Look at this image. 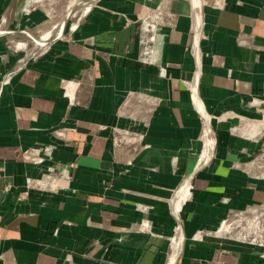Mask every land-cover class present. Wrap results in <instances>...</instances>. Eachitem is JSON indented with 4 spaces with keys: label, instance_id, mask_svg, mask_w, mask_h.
I'll list each match as a JSON object with an SVG mask.
<instances>
[{
    "label": "crops",
    "instance_id": "0c3cea01",
    "mask_svg": "<svg viewBox=\"0 0 264 264\" xmlns=\"http://www.w3.org/2000/svg\"><path fill=\"white\" fill-rule=\"evenodd\" d=\"M28 3L0 0V264H264L217 234L264 209V0H96L21 56Z\"/></svg>",
    "mask_w": 264,
    "mask_h": 264
},
{
    "label": "rangeland",
    "instance_id": "374dc122",
    "mask_svg": "<svg viewBox=\"0 0 264 264\" xmlns=\"http://www.w3.org/2000/svg\"><path fill=\"white\" fill-rule=\"evenodd\" d=\"M79 1H83L82 5H77ZM29 2L25 8H29L30 10L32 9H42L46 7L49 12L47 13V19L44 21L43 25L40 26L39 28H34L32 32H29L36 40H40L41 36L50 32V35L53 37L54 33L49 31L51 27L54 25V23H57L58 25L61 23L62 20H64L65 16L67 13L73 9L71 12V15L69 16L67 20V26L66 28H69L70 24L76 23L77 17L79 16H73V14L80 10L83 9L89 5L92 4L93 1L91 0H27ZM30 10L23 11V14L28 13ZM21 14V13H20ZM18 24V22H14V24H11V27L13 25ZM20 30H25L24 27H19ZM57 29V28H56ZM52 37L50 39H52ZM49 39V40H50ZM4 43V44H3ZM2 47H5V49H10L13 51H16L21 54V56L25 55H34L36 54L40 48H36L35 42L32 40L28 39L24 35L20 34L18 37L15 38H10L6 40V42H3ZM259 210V209H258ZM260 215L258 217L259 222L264 224V209L259 210ZM240 221V222H238ZM229 222H234V224L230 227L229 230H224V228L221 229L219 233H217L220 236L224 237H229L232 240L236 241H242L245 243H260L261 241L264 242V231L258 233L257 231L254 230H246L247 224L237 217H232ZM227 222V223H229ZM262 229V226L260 227V230Z\"/></svg>",
    "mask_w": 264,
    "mask_h": 264
},
{
    "label": "water",
    "instance_id": "95a60500",
    "mask_svg": "<svg viewBox=\"0 0 264 264\" xmlns=\"http://www.w3.org/2000/svg\"><path fill=\"white\" fill-rule=\"evenodd\" d=\"M91 1L94 2L96 0H91ZM82 4H83V1H79L77 3L78 6L79 5H82ZM72 11H73V9L70 10L67 13V15L65 16L64 20L61 21V25H60L61 27H60L59 33L57 35L53 36L52 39H50L48 41H45V42L40 43L39 41H41V40H36L29 32H27L25 30L20 31V34L24 35L25 37H27L28 39L32 40L35 43H40L41 44V47L43 48V47L47 46L52 40H55V39H58L59 37H61V35L63 34V32H64V30H65V28L67 26V20H68L69 16L71 15V12ZM12 33H13L12 31H9L7 29H3V30H0V37L3 36V35L4 36L5 35H9V34H12Z\"/></svg>",
    "mask_w": 264,
    "mask_h": 264
},
{
    "label": "bare ground",
    "instance_id": "6f19581e",
    "mask_svg": "<svg viewBox=\"0 0 264 264\" xmlns=\"http://www.w3.org/2000/svg\"><path fill=\"white\" fill-rule=\"evenodd\" d=\"M93 3V2H92ZM91 5H89V6H87V7H85V8H83V9H80V10H78V11H76L74 14H73V16L75 17V16H78L77 17V20H79L86 12H87V10L89 9V7H90ZM87 8V9H86ZM76 24L77 23H74V24H70V26H69V29L70 30H72V29H74L75 27H76ZM61 25V23L58 25V27H57V23H54V25L51 27V30L50 31H55V32H53L54 33V36L55 35H57L58 33H59V31H60V26ZM57 28V29H56ZM52 36L50 35V32H48V33H46V34H44V35H42L41 36V38H40V40L41 41H39L40 43H42V42H45V41H48L50 38H51ZM40 43H35V45H36V48H40L41 47V44ZM42 48V47H41ZM234 223H232V222H230V226L229 225H226L225 226V228H224V230L226 231V230H229L230 229V227L233 225ZM247 231H249V230H247ZM172 261V260H171Z\"/></svg>",
    "mask_w": 264,
    "mask_h": 264
},
{
    "label": "built area",
    "instance_id": "2783aa9c",
    "mask_svg": "<svg viewBox=\"0 0 264 264\" xmlns=\"http://www.w3.org/2000/svg\"><path fill=\"white\" fill-rule=\"evenodd\" d=\"M46 151H47V148H46ZM42 161L43 160L41 158L34 159V163H37V164H41ZM230 220H231V218L228 220L226 219V220L222 221V223L219 227L218 233L221 231L222 228H225L226 225L230 226V222H229ZM227 222H229V223H227ZM238 222H240V221H238ZM232 223H234V222H232ZM261 226H262V229L260 230ZM246 227H247L246 230L247 229L248 230H254V231H257L258 233L264 231V224H261L258 219H255L252 222L248 223V225ZM249 244H253V245L257 246L258 248L262 249V254L264 256V242L263 241H261L260 243H249Z\"/></svg>",
    "mask_w": 264,
    "mask_h": 264
}]
</instances>
